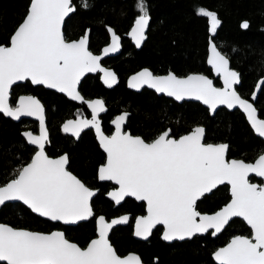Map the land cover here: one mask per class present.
<instances>
[{
    "label": "snow or ice",
    "instance_id": "obj_1",
    "mask_svg": "<svg viewBox=\"0 0 264 264\" xmlns=\"http://www.w3.org/2000/svg\"><path fill=\"white\" fill-rule=\"evenodd\" d=\"M141 14L135 19L129 35L139 46L148 25L144 0H138ZM73 11L71 0H30L26 17L10 37V46L0 45V112L19 118L21 115L38 116L40 136L25 133L29 141L38 145L39 151L31 162L18 170L15 178L0 186V204L7 200L23 201L33 212L53 221L76 222L91 216L89 197L93 192L65 168L67 157L50 159L44 154L47 134L44 129L43 109L34 97L22 96L18 105H8V90L19 80L31 78L34 84H46L66 92L73 99H82L75 85L89 71L105 72V83H114L111 72L100 67L99 56L87 48V38L66 42L61 32V22ZM198 14L210 20V31L215 32L220 21L214 12L198 9ZM242 27L247 28V22ZM112 33V44L105 54L119 48V37ZM209 63L224 82L223 88L213 86L205 76L189 75L177 78L153 76L142 70L130 80L131 87L149 84L158 92H166L176 99L192 96L211 108L226 104L239 105L246 113L255 132L264 137V119H258L256 109L242 99L233 89L238 74L228 67V60L214 45ZM264 84V81L261 82ZM260 85H258L259 87ZM93 118L68 121L65 131L79 135L81 128H96L101 146L107 153V163L99 169L101 180H114L119 185L109 195L117 201L125 196H135L147 202V216L137 218L135 235L147 237L154 225L165 226L164 239H184L195 233L214 229L220 232L232 217H242L250 226L251 237L235 236L226 247L215 254L218 264H264V186L250 183L248 176L255 173L264 177V154L255 163L242 160L226 161L227 146L202 143L203 129L196 127L179 139L169 138L165 131L151 143L139 136L121 131L127 113L113 121L116 132L104 136L100 131L96 113L103 111V102H89ZM227 182L231 185V201L214 215H202L196 210L200 196ZM127 216L106 223L98 219L99 238L86 248L69 242L63 232L50 234L16 229L0 223V262L6 264H140L139 257L121 258L108 242L107 233L113 224L126 222Z\"/></svg>",
    "mask_w": 264,
    "mask_h": 264
},
{
    "label": "trees",
    "instance_id": "obj_2",
    "mask_svg": "<svg viewBox=\"0 0 264 264\" xmlns=\"http://www.w3.org/2000/svg\"><path fill=\"white\" fill-rule=\"evenodd\" d=\"M28 2L0 0V44L8 43V37L24 16ZM71 2L75 9L64 19L62 34L65 38H75L88 27L89 47L93 50L97 47L93 43L101 42L102 47L107 42L106 27L112 28L121 38L118 54L102 61L117 75V84L104 88L93 75L84 77L79 84L83 97L102 98L106 106V112L100 116L103 132L108 134L111 131L108 122L114 114L127 111L124 129L147 142L166 127L171 136L177 137L201 125L204 128V143H227L226 158L248 162L262 151V140L253 134L238 110L220 108L209 115L207 109L197 102L177 103L147 89L129 90L124 79L142 67L149 68L153 73L172 71L176 75H185L200 72L211 76L205 64L208 18L198 14V9L203 8L214 12L219 19L211 40L226 56L229 66L239 73L237 92L242 97H248L257 81H264V0H144L149 20L146 38L139 49H135L124 36L136 18L138 0ZM242 20L247 22V28H240ZM213 83L218 85V80L213 79ZM20 92L36 95L44 106L49 136L45 153L48 156L66 153L67 169L86 186L97 188V192L90 201L92 218L74 226H59L46 221L20 203L0 206V222L40 232L61 228L65 238L83 244L93 234L95 215L101 214L107 219L124 212L132 216L143 211L142 203L125 199L113 207L104 196L111 185L96 180V168L103 162L104 155L90 129L82 131L76 140L61 130L65 120L76 114H88L83 104H76L39 86H30L28 82L12 87V100ZM255 106L259 116L264 118V84L259 87ZM25 128L34 130L35 124L25 120L13 122L0 114V185L15 177L33 152L20 135ZM249 180L255 179L250 177ZM227 199V186L219 185L197 200L196 210L213 212ZM130 233V223L111 229L108 239L117 254L134 251L145 264H215L210 257L215 247L235 234L249 235L250 231L240 219L233 218L213 238L208 234L194 235L188 240L163 243L158 237L159 227H156L148 243H143L134 240Z\"/></svg>",
    "mask_w": 264,
    "mask_h": 264
},
{
    "label": "water",
    "instance_id": "obj_3",
    "mask_svg": "<svg viewBox=\"0 0 264 264\" xmlns=\"http://www.w3.org/2000/svg\"><path fill=\"white\" fill-rule=\"evenodd\" d=\"M29 6H30V0H29V2H28L27 8H26V12H25L24 16L22 17L21 21L15 26V28L13 29V31L11 32V34L9 35V37H8V43H7L6 45H3V44H0V45H3V46H10V37L14 34V32H15L16 29L18 28L19 24H20V23L23 21V19L26 17L27 12H28V9H29ZM72 8H73V6H72ZM70 13H71V12H70ZM70 13H69V14H70ZM69 14H68V15H69ZM68 15H67V16H68ZM67 16H65V18H66ZM65 18H64V19H65ZM63 22H64V20L61 22V32H62ZM134 22H135V20H134L133 23L131 24V26H130V28L128 29L126 35H127V37L129 38L130 42L134 45V48H135V49H139V47L141 46L143 40L145 39V35H144V39L141 40L139 46H137L136 41L133 39V37H132L131 35H129V33L131 32L132 27L134 26ZM243 23H244V22H243ZM243 23H242V24H243ZM242 24H240V26H241ZM146 28H147V27H146ZM146 28L144 29V32H145ZM241 28H244V27L241 26ZM109 29H111V28H110V27L107 28L108 42H107L105 45H103V46L101 47V53L98 54V55H95V56H99V57H101V59L104 58V57H111V56H114V55L118 54L119 49H120V43H119V48H118L117 51H115V52H109V53H107V54L104 53L103 50H104L106 47L111 46V44H112V33L109 32ZM112 31H113V30H112ZM210 33H211V31H210V20H209V34H210ZM84 37H86V34L84 35ZM84 37H79V38L76 39V40H70V41H66V42L78 41V40H80L81 38H84ZM212 45L215 46V44L211 41L210 36L208 35V37H207V46H206L205 64H206V66L210 69V73H211L212 77H209V76H207L206 74L199 73V72H189V73H187V74H185V75H183V76H176V75H175V76H176L177 78H181V79H183V78L188 77L189 75H200V76H205V77H207V78L210 79L212 82H213V78H217L219 85H215V84L213 83V86H214V87H217V88H223V87H224L223 79L221 78L220 75L217 74V72L214 70L213 66L208 62V61H209V57L212 55V52H211V50H210V48H211ZM215 48H216V50H217L218 52H220L216 46H215ZM220 53H221V52H220ZM221 55H223V54L221 53ZM223 56H224V55H223ZM224 57H225V56H224ZM225 58H226V57H225ZM226 59H227V58H226ZM228 64H229V63H228ZM100 67L103 68V69H105L106 71L111 72L112 74H114L115 82L112 83V82L109 80V83H105V80H106V79H109L108 77H106L105 72H101V71H99V70H97V71H89V72H85V73L79 78V80L77 81V83H76V85H75L76 91H77V85H78L79 81H80V80H81L86 74H94V73H96V72L98 73L99 82L101 83V85H102L104 88H112L114 85H116V84H117V77H116V74L114 73V71L112 70V68H110V67H106V66H103V65H100ZM228 67H229V66H228ZM144 69H147V68H140L139 70H137V71H135V72H133V73H130V74L125 78L124 84H125V87H126L127 89L132 90V91H139L141 88L144 87V88H146V89L151 90V91L154 92L156 95H162V96H164V97H166V98H170L171 100H173V101H175V102H177V103H179V102H181V101H192V102H197V103L200 104L202 107H204V108L207 109L209 115H213V114L215 113V111H216L217 109H219V108H224V109H226L227 111H231V110L237 109L240 113L243 114V116H244V118H245V121L247 122V124H248L249 128L251 129V131L253 132V134H254L255 136H257L258 138H260V139L263 141V149H262V151H261V152H260V153H259V154H258L253 160H252V161H248V162L244 161V162H245V163H255L256 159H257L260 155L264 154V137L259 136V135L255 132V130L253 129V127H252V125H251V122L248 120L247 113H246L242 108H240L239 105H234L233 107L229 108L226 104H218L215 108H211L209 105L205 104L202 100H198V99H196L195 97H192V96H184L183 98H181V99L178 100V99H176L175 96H170V95H168L166 92H158L155 88L151 87L149 84H146V83H142V84H140L138 87H131V86H130V80H131V78H132L133 76L137 75L138 73H140V72H141L142 70H144ZM229 69L232 70V71H235L234 69H231V68H229ZM235 72H236L237 74H239L237 71H235ZM169 73H172V72L169 71V72H167V73H165V74H161V75H153V74H152V75H153V76L163 77V76H167ZM172 74H173V73H172ZM173 75H174V74H173ZM238 77H239V76H238ZM25 80L28 81L32 86L40 85V86H42V87L45 88V89H48V90L54 91V92H56V93H58V94H61L62 96H64L66 99H68V100H70V101H73V102H75V103H82V104H84V106L86 107V109H87V111H88V116H87V117H85V116H84V117L76 116L75 118L68 119V120L64 121V123L62 124V130H63V132H65V133H67L68 135H70L74 140H76V139L78 138L79 135L74 134V132L71 131V130H70V131H65V130H64V125H65L68 121H73V122H77V121H79V120H89V121H91L92 118H93V110H92V108L89 106V102H91V101H96V100H99V101H102V102H103L102 98H98V97H94V98H91V99H84V98L82 97L81 94H79V95H80V97H82V99H73V98H72L71 96H69L66 92H61L58 88H52V87H49V86L46 85V84H34V83L32 82V80H31V78H26V79H24V80L15 81L13 84L20 83V82H23V81H25ZM238 83H239V79H238V82L235 83L234 85H237ZM13 84H12V85H13ZM12 85H11V86H12ZM234 85H233V89H234ZM11 86H10V87H11ZM234 90H235V89H234ZM77 92H78V91H77ZM236 93H237V92H236ZM237 94H238V93H237ZM22 96H31V95H19V96H17V98H16V100H15V107H17L18 102H19V99H20V97H22ZM31 97H34L37 101H39L35 96H31ZM240 97H241V96H240ZM8 98H9V95H8ZM241 98H242V97H241ZM242 99H244V98H242ZM244 100H246V99H244ZM246 101H248V100H246ZM248 102H249V101H248ZM249 103H251V102H249ZM39 104H40V106H41L42 109H43L44 129H45L46 134H47L46 125H45V117H44V107H43V105L41 104L40 101H39ZM15 107H14V108H15ZM105 112H106V106L104 105V102H103V111H98V112L96 113V120L99 122L100 131L103 133V135H104V136H109V137H110V136H112V135L116 132V127H115V124L113 123V121L116 119L117 116H120V115H122V114L127 113V116H128V112H127V111H121V112H119V113H117V114H114V115L111 117V119H110L109 122H108L109 126L111 127V131H110L108 134H106L105 132H103V130H102V128H101V125H100V116L103 115ZM0 114H1L3 117H5V118H9V119H11V120H13V121H17V120H19V119L22 117V118H29V119L34 120V121L36 122V124H37V131H36V132H30V131H22V132H21V136H22L23 139L25 140L26 144H27L28 146H31V147L34 148V152H33L32 156H31L30 160H29L27 163L23 164L21 167L26 166L28 163L31 162L32 157H33V156L35 155V153H36L37 151H39L40 149H39L38 145L33 144V143H31V142L29 141V139H28V137L25 135V133H31L33 136H40V134H41V122H40V119H39L38 116H35V115H21L19 118H13L12 116L5 115L3 112H0ZM256 115H257V111H256ZM127 116H126V118H127ZM257 118H258V117H257ZM258 119H259V118H258ZM125 122H126V119L124 120V122H123L122 125H121V131H122L123 133H128V134H130L128 130H125V129H124ZM196 127H200V128H202V129L204 130L203 126H201V125H197V126L192 127L188 132L183 133V134H181V135H179V136H177V137L171 136V135L169 134V138L179 139V138H180L181 136H183V135L190 134V133L192 132V130L195 129ZM86 129H90V130L92 131V133H93V135H94L95 142H96V144L98 145V148L101 150V152H102L103 155H104V160H103V162H102L100 165H98L97 168H96V179H97L99 182H104V181H106V182H109L111 185H113V188L109 189V190L104 194V196H105V197H106V198H107V199L113 204V206H116V205H118L119 203H121L122 200H120V201L117 203V201L114 200V199L109 195V193H110V192H113V191H116V190L119 188V185H118V184L116 183V181H114V180H101V179L99 178V169H100V167H101L102 165H104V164L107 163V153L105 152L104 148L101 146L100 138H99L98 133H97V130H96V128H95L94 126L89 125V126H87V127H83V128H81L79 134H80L82 131L86 130ZM165 131H168V132H169V129H168V128H165V129H164L163 131H161L157 136H155L152 140L148 141V143H151L154 139H156L159 135H161V134L164 133ZM130 135H132V134H130ZM132 136L135 137V136H137V135H132ZM203 136H204V131H203ZM203 136H202V141H201L202 143H204V142H203ZM139 137H140V136H139ZM47 140H48V136H47V139H46V141H45V143H44V146H45V144L47 143ZM145 142H147V141H145ZM204 144H213V145L223 144V145H226V146H227V143H224V142H217V143L207 142V143H204ZM226 151H227V148H226ZM226 151H225V154H224V158H225L226 161H229V162H230V161H232V160H241V159H239V158H226ZM44 154H45L46 156H48V155L45 153V151H44ZM61 156H66V154H65V153H62V154L57 155V156H54V157H51V156H48V157H49L50 159H57V158H59V157H61ZM66 157H67V156H66ZM242 161H243V160H242ZM66 166H67V163H66V165H65V168H66V170H67L68 172H70V171L67 169ZM21 167H20V168H21ZM17 173H18V172H17ZM70 173H71L72 175H74L72 172H70ZM74 176H75V175H74ZM249 177H253V178H255V179L258 180V181H256V180H255V181H250V180H249ZM11 179H13V178H11ZM11 179H9L8 181H6L4 184H6L7 182H9ZM77 179H79V178H77ZM79 180H80V179H79ZM248 180H249L250 183L256 184L257 186H264V177H260V176L256 175L255 173H250L249 176H248ZM80 181H81V180H80ZM81 182H82V181H81ZM82 183H83V182H82ZM4 184H2V185H0V186H3ZM83 184H84V183H83ZM223 184L227 186V192H228V199H227V201H226L224 204H222L220 207H218L216 210H214L213 212H210V213H201V212H200L202 215H214L216 212L220 211L223 207H225L228 203H230V201H231V185L228 184L227 182H224ZM223 184H219V185H223ZM84 185H85V184H84ZM219 185H217V186H219ZM85 186H86V185H85ZM217 186H216V187H217ZM86 187L89 188V189L93 192V195H92L91 197H89V200H88L89 206H90V208H91L90 201H91L92 197L95 195V193L97 192V189H96V188H90V187H88V186H86ZM209 192H210V191H209ZM209 192L204 193L203 195L209 194ZM203 195H202V196H203ZM200 197H201V196H200ZM124 198H130V199H132V200H134V201H136V202H141V203H143L144 214H143V215H138V216H136V217L134 218V220H133V222H132V234H131V235H132V237H133L134 239L146 240L147 237H148L149 235H148L147 237L137 236V235H135V232H136V221H137V218L142 217V216H147V215H148V211H147V202H146V201H143V200H138V199H136L135 196H131V195H127V196H125ZM198 199H200V198H198ZM5 203H20V204H22L23 206H25V207H26L30 212H32L34 215H36V216H38V217H40V218H42V219L48 220V221H50V222H57V223H59L60 225H63V226H74V225H76L77 223H80V222L86 221V220H87L88 218H90V217L92 216V214H93V212H92L91 216H88L86 219H83V220H79V221H76V222H68V223H65L64 221H53V220H51V219L48 218V217H44V216L39 215L38 213L33 212V211H32V210H31L26 204L23 203V201H19V200H7V201H5L4 203L0 204V206L3 205V204H5ZM91 210H92V209H91ZM101 216H102V215H97V216L94 218V223H95V231H94V233H95L96 236H95L94 238H92V239L87 243V245H86L84 248H86V247L88 246V244H89L93 239H98V238H99V233H98V219H99V217H101ZM124 216H127V215L124 214V215H120V216H112V217H110V218H108V219H105V218H104V220H105L106 223H111L113 220H119L121 217H124ZM102 217H104V216H102ZM233 218H238V219H240V220L246 225V227L249 229V231H250L249 234H250V235H249V236H245V235L235 234V235L229 237L228 240H227L223 245H221L220 247H217L214 251H212L210 256H211V259L213 260V262L216 263V264H218V262L216 261L214 254H215L220 248L226 247V246L228 245V243H230V241L233 239V237H235V236H244V237H249V238H250L251 235H252V231H251L250 226L247 224V222H246L242 217H232V218H230V220L233 219ZM230 220H229V221H230ZM229 221H228V222H229ZM0 223H2V222H0ZM125 223H126V222H121V223L113 224L112 227L108 230V233H109V231H110L113 227L118 226V225H123V224H125ZM2 224H5V223H2ZM6 225H8V224H6ZM8 226H10V225H8ZM157 226H159V227L161 228V230H160V234H159V238H160L163 242H171V241H173V240L181 241V240H184V239H190V238H191L192 236H194V235H203V234L206 233V232H203V233H195V234H193L191 237H185L184 239L173 238L172 240H166V239H164L165 226H164L163 224H156V225H154V227L152 228V230H153L155 227H157ZM10 227H12V226H10ZM13 228H14V227H13ZM223 228H224V227H223ZM223 228H222V229H223ZM16 229L29 230V229H25V228H16ZM152 230H151V231H152ZM29 231L40 232V231H35V230H29ZM53 231H60V232H62V230H59V229H52V230H50V231H47V232H40V233L50 234V233L53 232ZM214 231H215L214 229H209L207 232H210V236H211V237H214V236H216V235L219 233V232H218V233H216L215 235H213V232H214ZM108 233H107V235H108ZM66 239H67V238H66ZM67 240H68V239H67ZM68 241L71 242V243H74L73 241H70V240H68ZM108 242H109V241H108ZM75 244H76V243H75ZM111 246H112V245H111ZM112 248H113V247H112ZM82 249H83V248H82ZM130 254L139 257V256H138L136 253H134V252H127L126 254H124V255H122V256H120V257H121V258H124V257L129 256ZM139 259H140V258H139ZM0 263H4V264H6V262H0ZM140 264H143V263L141 262V260H140Z\"/></svg>",
    "mask_w": 264,
    "mask_h": 264
},
{
    "label": "flooded vegetation",
    "instance_id": "obj_4",
    "mask_svg": "<svg viewBox=\"0 0 264 264\" xmlns=\"http://www.w3.org/2000/svg\"><path fill=\"white\" fill-rule=\"evenodd\" d=\"M71 6H73V11H74V5H73V3L71 2ZM72 11V12H73ZM71 12V13H72ZM70 13V14H71ZM141 14V12H140V10H138L137 11V15L135 16V17H138L139 15ZM208 18V17H207ZM243 22H246L245 20H242V21H240L239 22V26H240V24H242ZM63 28H64V26H62V30H63ZM107 28L108 27H106V32H107ZM147 28H148V25H147ZM147 28H146V30H145V32H144V35H145V38H146V32H147ZM240 28H241V26H240ZM112 29V28H111ZM241 29H244V28H241ZM128 31V30H127ZM127 31H126V33H127ZM63 32V31H62ZM114 32V31H113ZM115 33V32H114ZM126 33L124 34V36L128 39V41H129V43L134 47V45L130 42V40H129V38L127 37V35H126ZM86 34V38H87V48H88V51H90L93 55H98V54H100L101 53V42H98V43H93V44H97V47H96V50H93L92 48H90L89 47V42H90V34H89V29H88V27H86L84 30H83V32L80 34V35H78L77 37H75V38H65L64 37V39H65V41H70V40H76V39H78L79 37H84V35ZM116 34V33H115ZM212 34H213V32L211 31V33L209 34V18H208V35L210 36V39H211V36H212ZM63 35V34H62ZM118 37H119V43H120V40H121V38H120V36L118 35V34H116ZM208 37V36H207ZM145 40V39H144ZM143 40V41H144ZM212 41V40H211ZM107 42H108V33H107ZM106 42V43H107ZM213 42V41H212ZM105 43V44H106ZM143 43V42H142ZM214 43V42H213ZM105 44H103V45H105ZM215 44V43H214ZM4 45V44H3ZM102 45V46H103ZM206 46H207V43H206ZM216 46V45H215ZM217 47V46H216ZM219 50V49H218ZM223 54V53H222ZM224 55V54H223ZM206 56V55H205ZM225 56V55H224ZM226 57V56H225ZM106 57H104V58H102L101 59V57H100V60H99V64L100 65H103V66H106V65H104L103 63H102V61L105 59ZM228 60V59H227ZM229 63V62H228ZM228 66H229V64H228ZM106 67H108V66H106ZM142 68H147V67H142ZM229 68H231L230 66H229ZM140 69V68H139ZM139 69H137V70H139ZM153 75H161V74H165V73H167V72H169V71H167V72H165V73H153L149 68H147ZM231 69H233V68H231ZM137 70H135V71H137ZM235 70V69H234ZM263 70H264V66H263ZM135 71H133V72H135ZM236 71V70H235ZM133 72H131V73H133ZM170 72H172V71H170ZM115 73V72H114ZM173 73V72H172ZM200 73V72H199ZM130 74V73H129ZM128 74V75H129ZM174 74V73H173ZM88 75H93V76H96L97 77V80L99 81V78H98V73L96 72V73H94V74H86L84 77H86V76H88ZM127 75V76H128ZM174 75H176V74H174ZM126 76V77H127ZM176 76H183V75H176ZM208 76V75H207ZM238 76H239V74H238ZM83 77V78H84ZM116 77H117V75H116ZM125 77V78H126ZM209 77H212V75L211 76H209ZM83 78L79 81V83H78V85H77V91H78V93L79 94H81V92L79 91V84H80V82L83 80ZM213 79H217V78H213ZM125 80V79H124ZM263 81V79H259L258 81H257V83H256V85H255V87H254V89H253V91H252V93L251 94H249L248 95V97H242V98H244V99H246V100H248L249 102H251V104L253 105V107L256 109V111H257V117L259 118V119H264V118H262V117H260L259 116V114H258V110H257V108H256V106H255V101H256V96H257V93H258V91H259V87H258V85H261V82ZM23 82H28V81H23ZM23 82H20V83H16V84H21V83H23ZM29 83V82H28ZM100 83V82H99ZM239 83H240V80H239ZM239 83L237 84V85H234V89H235V91L237 92V90H236V87L239 85ZM16 84H13L10 88H9V90H8V95H9V98H8V105L10 106V107H12V108H14L15 107V100H16V98H17V96H19V95H31V96H35L38 100H39V98L36 96V95H34V94H32V93H30V92H20V93H18V94H16V96L14 97V99L12 100V98H11V89H12V87L14 86V85H16ZM101 84V83H100ZM29 85L30 86H32L30 83H29ZM218 85H219V83H218ZM35 86H39V87H41L42 89H45V88H43L42 86H40V85H35ZM141 89H146V88H141ZM140 89V90H141ZM45 90H48V89H45ZM147 90H149V89H147ZM49 91H51V90H49ZM151 91V90H150ZM54 92V91H53ZM56 93V92H55ZM154 93V92H153ZM238 93V92H237ZM58 94V93H57ZM155 94V93H154ZM61 95V94H60ZM82 95V94H81ZM156 95V94H155ZM238 95H239V93H238ZM158 96H162V95H158ZM240 96V95H239ZM82 97H83V95H82ZM84 99H91V98H85V97H83ZM92 98H94V97H92ZM98 98H101V97H98ZM166 98V97H165ZM170 99V98H169ZM68 100V99H67ZM40 101V100H39ZM70 101V100H69ZM41 102V101H40ZM73 102V101H72ZM175 102V101H174ZM182 102V101H181ZM75 103V102H74ZM41 104H42V102H41ZM76 104H82V103H76ZM43 105V104H42ZM83 106H84V104H83ZM44 107V106H43ZM85 107V106H84ZM85 109H86V107H85ZM220 109V108H219ZM224 109V108H223ZM218 110V109H217ZM226 110V109H225ZM234 110H237V109H234ZM86 111H87V109H86ZM216 112V111H215ZM87 113H88V111H87ZM76 116H81V117H87L88 116V114L87 115H80V114H76V115H74L72 118H75ZM44 117H45V115H44ZM72 118H69V119H72ZM9 119V118H8ZM11 120V119H10ZM20 120H25V121H28V122H33L34 124H35V129L34 130H32L31 128H25V129H22L21 131H20V135H21V132L22 131H30V132H36L37 131V124H36V122L34 121V120H31V119H29V118H20L19 120H17V121H13V120H11V121H13V122H18V121H20ZM68 120V119H67ZM66 121V120H65ZM64 123V122H63ZM62 123V124H63ZM62 124H61V130H62ZM46 125V124H45ZM100 125H101V119H100ZM166 128H168V127H166ZM169 129V128H168ZM46 130H47V127H46ZM63 131V130H62ZM47 136H48V130H47ZM70 136V135H69ZM138 136V135H137ZM22 137V136H21ZM49 137V136H48ZM22 139H23V137H22ZM23 141L25 142V140L23 139ZM263 142V141H262ZM25 144H26V142H25ZM48 144V140H47V143L45 144V145H47ZM27 145V144H26ZM28 146V145H27ZM98 146V145H97ZM28 147H30V148H32L33 149V152H34V148L33 147H31V146H28ZM45 147V146H44ZM99 149V148H98ZM100 150V149H99ZM33 152H32V154H33ZM100 152H101V150H100ZM32 154H31V156H32ZM31 156H30V158H31ZM51 157H54V156H51ZM30 158H29V160H30ZM28 160V161H29ZM27 161V162H28ZM26 162V163H27ZM67 163H68V159H67ZM101 164V162L98 164V165H100ZM97 165V166H98ZM20 169V168H19ZM18 172V171H17ZM17 174V173H16ZM16 176V175H15ZM95 176H96V173H95ZM13 178H15V177H13ZM250 178V177H249ZM255 179V178H254ZM97 180V179H96ZM256 180V179H255ZM254 180V181H255ZM8 181V180H7ZM98 181V180H97ZM256 181H258V180H256ZM99 182V181H98ZM104 182H106V181H104ZM101 183V182H100ZM4 184V183H3ZM110 184V183H109ZM111 185V184H110ZM111 188H113V185H111L107 190H106V192L109 190V189H111ZM216 188V187H215ZM97 189V188H96ZM213 190V189H212ZM211 190V191H212ZM210 191V192H211ZM105 192V193H106ZM209 192V193H210ZM104 193V194H105ZM207 195V194H206ZM202 197V196H201ZM200 197V198H201ZM125 199H130V198H124L122 201H121V203H123V201L125 200ZM132 200V199H131ZM199 200V199H198ZM134 201V200H133ZM134 202H136V201H134ZM121 203H119V204H121ZM136 203H141V202H136ZM112 204V203H111ZM118 204V205H119ZM143 204V203H142ZM118 205H116V206H118ZM2 206V205H1ZM112 206H113V204H112ZM113 207H115V206H113ZM201 213H205V212H201ZM127 215V217H128V219H127V221H126V223L125 224H123V225H126V224H128V223H130V228H131V233H130V235L132 234V222H133V220H134V218L136 217V216H138V215H143L144 214V209H143V211L141 212V213H137V214H135V215H132L131 216V214L130 213H128V212H124V213H121V214H117V215H115V216H120V215ZM93 215V214H92ZM98 215H101V214H98ZM97 215H95L94 216V218L96 217ZM103 216V215H102ZM90 218H92V216L90 217ZM90 218H88V219H90ZM94 218H93V234L83 243V244H78V243H76L75 241H73L74 243H76L80 248H84L86 245H87V243L92 239V238H94L96 235H95V233H94V231H95V223H94ZM105 218V217H104ZM110 218V217H109ZM87 219V220H88ZM106 219V218H105ZM108 219V218H107ZM45 220V219H44ZM86 220V221H87ZM46 221H48V220H46ZM50 222V221H49ZM52 223H56V224H58L59 226H63V225H60L59 223H57V222H52ZM229 223V222H228ZM227 223V224H228ZM226 224V225H227ZM225 225V226H226ZM118 226H122V225H118ZM224 226V227H225ZM116 227V226H115ZM157 227H159V226H157ZM114 228V227H113ZM112 228V229H113ZM156 228V227H155ZM154 228V229H155ZM54 229H59V230H62L61 228H54ZM160 230H161V228L159 227V234H160ZM111 231V230H110ZM110 231H109V233H110ZM153 231V230H152ZM151 231V232H152ZM62 232H63V230H62ZM151 232H150V234H151ZM64 233V232H63ZM109 233H108V235H107V239H108V237H109ZM150 234H149V236L147 237V239L146 240H139V239H134L133 237H132V235H131V237L134 239V240H136V241H138V242H143V243H148V239H149V237H150ZM159 234H158V237H159ZM205 234H208L209 236H210V232H206ZM205 234H203V235H205ZM250 235V234H249ZM249 235H245V236H249ZM193 237V236H192ZM211 237V236H210ZM215 237V236H214ZM211 238H213V237H211ZM160 239V238H159ZM161 240V239H160ZM184 240H188V239H184ZM70 241H72V240H70ZM108 241H109V239H108ZM174 241H176V242H178L177 240H173V241H171V242H174ZM181 241H183V240H181ZM161 242H163L162 240H161ZM171 242H163V243H171ZM110 243V242H109ZM224 244V243H223ZM222 244V245H223ZM221 245H219V246H217V247H220ZM113 247V246H112ZM217 247H215L212 251H214ZM127 252H134V251H127ZM127 252H125V253H122V254H117L118 256H122V255H124V254H126ZM134 253H136V252H134ZM137 254V253H136ZM138 255V254H137ZM211 255V254H210ZM211 257V256H210ZM140 258V257H139ZM140 260H141V258H140ZM154 261V260H153ZM213 261V260H212ZM141 262L143 263V264H145L144 263V261H142L141 260ZM155 262V261H154ZM153 263V262H152ZM216 264V263H215Z\"/></svg>",
    "mask_w": 264,
    "mask_h": 264
},
{
    "label": "bare ground",
    "instance_id": "obj_5",
    "mask_svg": "<svg viewBox=\"0 0 264 264\" xmlns=\"http://www.w3.org/2000/svg\"><path fill=\"white\" fill-rule=\"evenodd\" d=\"M136 18H137V17H136ZM136 18H135V19H136ZM65 154H66V153H65ZM66 156H67V155H66Z\"/></svg>",
    "mask_w": 264,
    "mask_h": 264
}]
</instances>
